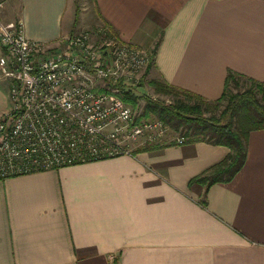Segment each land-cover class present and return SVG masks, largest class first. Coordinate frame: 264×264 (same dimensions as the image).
Listing matches in <instances>:
<instances>
[{
  "label": "crops",
  "instance_id": "obj_1",
  "mask_svg": "<svg viewBox=\"0 0 264 264\" xmlns=\"http://www.w3.org/2000/svg\"><path fill=\"white\" fill-rule=\"evenodd\" d=\"M1 1L2 18L22 19L27 36L47 44L88 31L74 28L70 0ZM91 7L84 15L94 41L107 27L150 51L157 44L149 78L208 99L223 94L229 69L264 82V0ZM9 84L0 72V117ZM229 151L186 138L0 179V264H264V129L250 132L244 166L211 185L206 204L205 187L190 185Z\"/></svg>",
  "mask_w": 264,
  "mask_h": 264
},
{
  "label": "built area",
  "instance_id": "obj_2",
  "mask_svg": "<svg viewBox=\"0 0 264 264\" xmlns=\"http://www.w3.org/2000/svg\"><path fill=\"white\" fill-rule=\"evenodd\" d=\"M103 30L98 42L81 31L57 47L27 36L22 19L0 18V72L10 81V107L0 117V179L133 155L169 135L168 123L141 120L121 96L141 81L152 50ZM185 141L179 134L170 140Z\"/></svg>",
  "mask_w": 264,
  "mask_h": 264
},
{
  "label": "trees",
  "instance_id": "obj_3",
  "mask_svg": "<svg viewBox=\"0 0 264 264\" xmlns=\"http://www.w3.org/2000/svg\"><path fill=\"white\" fill-rule=\"evenodd\" d=\"M78 20L79 9L74 19L75 25ZM156 47L157 44L152 49V62L137 87L142 88L147 82L156 92L170 95L174 101L167 102L160 97L145 94L144 114H153L161 118L174 132L185 136L187 140L222 144L230 148L222 161L190 180V185L200 183L205 187L201 200L206 204L209 187L216 182L232 180L244 166L250 132L264 129V82L229 69L223 94L217 99H208L158 78H149ZM241 81L244 88L233 91L231 82L239 85ZM121 96L135 107L142 98L135 88L125 90ZM208 110L215 111L208 114Z\"/></svg>",
  "mask_w": 264,
  "mask_h": 264
},
{
  "label": "rangeland",
  "instance_id": "obj_4",
  "mask_svg": "<svg viewBox=\"0 0 264 264\" xmlns=\"http://www.w3.org/2000/svg\"><path fill=\"white\" fill-rule=\"evenodd\" d=\"M70 4L73 7H75V16L77 15V9H79V20H78L76 25L74 24V28L76 30H78V29H88V32L93 31L92 26H91L93 24L89 23V17L84 15V14H86L89 11L88 9L91 10V8H92L91 7L92 6V0H70ZM75 16H74V19H75ZM0 18L2 20H4V21H10V20H17L18 19L17 17H14L12 19L6 20L5 18H2V16H0ZM77 32H79V31H77ZM74 33H76V32H74ZM92 41L93 42H98L99 40L98 41H94L92 39ZM0 47H1L2 51H3V48H2L1 45H0ZM2 51H1V53H2ZM242 83H243V81H241L239 83V85H238V84H236L234 82H231V89L233 91L243 89L244 87L242 86ZM134 88H135V90H136V92L138 94L142 95V98L138 101V106L137 107L133 106L137 116L141 120L145 119V118H148V119H150V118H159V117H157V116H155L153 114H147V115L144 114V108H145L144 106H145V103H146L145 98H144L145 94L151 95L152 97H160L162 99H165L167 102L174 101V99L170 95H166V94H162V93L156 92L154 87L149 85L147 82L145 83L144 86H142V88H138L137 86H134ZM214 111L215 110H212V112H210V110H208L207 113L208 114L209 113H213ZM159 119H161V118H159ZM176 134L177 133L174 132L172 130V128L170 127L169 135L167 136V138H163V141H161V143L170 142V140H171L170 138L175 136ZM161 143H159V144H161Z\"/></svg>",
  "mask_w": 264,
  "mask_h": 264
}]
</instances>
